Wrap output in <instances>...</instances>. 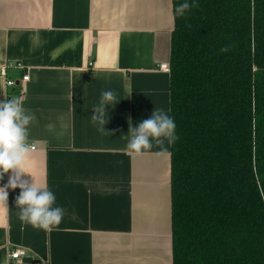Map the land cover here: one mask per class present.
<instances>
[{
  "label": "crops",
  "instance_id": "obj_1",
  "mask_svg": "<svg viewBox=\"0 0 264 264\" xmlns=\"http://www.w3.org/2000/svg\"><path fill=\"white\" fill-rule=\"evenodd\" d=\"M172 28L171 0H0V66L20 65L7 70L15 86L0 76V101L18 97L36 117L32 177L22 178L46 184L64 209L58 229L33 228L18 218L20 189H9L0 264H172L170 156L126 150L129 121L169 115L159 65ZM106 90L116 100L101 133L91 117ZM14 249L26 255L11 260Z\"/></svg>",
  "mask_w": 264,
  "mask_h": 264
},
{
  "label": "trees",
  "instance_id": "obj_2",
  "mask_svg": "<svg viewBox=\"0 0 264 264\" xmlns=\"http://www.w3.org/2000/svg\"><path fill=\"white\" fill-rule=\"evenodd\" d=\"M196 2L171 0L172 264H264V0Z\"/></svg>",
  "mask_w": 264,
  "mask_h": 264
},
{
  "label": "clouds",
  "instance_id": "obj_3",
  "mask_svg": "<svg viewBox=\"0 0 264 264\" xmlns=\"http://www.w3.org/2000/svg\"><path fill=\"white\" fill-rule=\"evenodd\" d=\"M198 7L196 0H183L174 9L175 16L184 17L192 8ZM231 46H224L221 53L230 51ZM116 93L112 90L102 92L99 104L94 107L93 123L98 124V131L105 133V124L108 123L106 106L115 102ZM36 120L23 107L20 98L14 97L0 101V180L6 173H11L8 183L0 187V205L8 202V190L20 189L15 203L18 209V218L36 229L51 231L58 229L64 217V209L55 206L56 196L44 183H37L33 178L30 181L23 179L31 176L27 163L31 158L32 147L28 142L29 125ZM174 120L160 108H155L151 116L143 119L137 127L131 126L126 150L140 157L148 154L153 147L159 149L158 156H170L169 146L178 139ZM107 133V132H106ZM113 135L114 133H108ZM167 145V146H166ZM32 177V176H31Z\"/></svg>",
  "mask_w": 264,
  "mask_h": 264
},
{
  "label": "built area",
  "instance_id": "obj_4",
  "mask_svg": "<svg viewBox=\"0 0 264 264\" xmlns=\"http://www.w3.org/2000/svg\"><path fill=\"white\" fill-rule=\"evenodd\" d=\"M19 67H20L19 64H11V63H9L7 65L0 66V76L4 78L6 87H13L16 85L13 80L8 78L7 70L9 68H19ZM159 69L164 71V72H169V65L167 63H162L159 65ZM27 79H28L27 75H22L21 82H25ZM25 255H26L25 249H14V250L10 251V253H9V257L11 260H17V259H19Z\"/></svg>",
  "mask_w": 264,
  "mask_h": 264
}]
</instances>
